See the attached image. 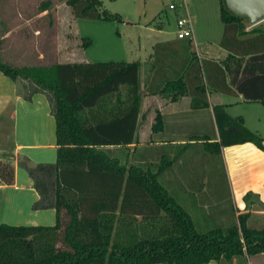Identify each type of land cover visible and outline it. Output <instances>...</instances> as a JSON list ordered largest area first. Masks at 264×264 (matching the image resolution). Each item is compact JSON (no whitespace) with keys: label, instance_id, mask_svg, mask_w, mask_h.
Instances as JSON below:
<instances>
[{"label":"trees","instance_id":"trees-1","mask_svg":"<svg viewBox=\"0 0 264 264\" xmlns=\"http://www.w3.org/2000/svg\"><path fill=\"white\" fill-rule=\"evenodd\" d=\"M66 4L76 16L116 17L100 9L101 0ZM49 6V0L41 2L40 12ZM219 16L223 23L219 45L227 52L225 58L199 60L188 44L158 43L161 61L152 65L146 94L173 102L187 92L193 98L197 93L200 98L194 103L200 107L209 106L211 92L240 94L247 102L264 104V28L249 27L224 0ZM0 27V73L23 99L31 101L38 93L46 96L56 140L54 163H34L27 157L18 161L39 193L33 207L55 208L56 221L0 223V264H204L264 251V223L250 222L253 192L244 195L245 209L237 214L230 203L227 207L201 203L203 214H192L184 204L186 196L195 200L210 190L219 192L214 167L200 173L199 186L180 187L171 180L165 184L163 172L185 149L172 155L163 146L159 152L144 148L139 154L127 148L137 142L142 102L138 61L14 64L2 54L8 29L1 10ZM213 112L220 140L204 143L208 153L215 156L221 146L243 142L264 149L263 139L241 117L228 115L222 105H214ZM151 128L163 129L159 112ZM200 139L207 141L205 136ZM0 179L12 181L9 162L0 163Z\"/></svg>","mask_w":264,"mask_h":264},{"label":"crops","instance_id":"crops-1","mask_svg":"<svg viewBox=\"0 0 264 264\" xmlns=\"http://www.w3.org/2000/svg\"><path fill=\"white\" fill-rule=\"evenodd\" d=\"M166 35L155 43L172 42L175 46L188 44L190 50L196 53L199 60L211 58L220 61L198 53L195 38L193 40L177 39L175 34L173 37ZM138 50H141L140 46ZM142 56L132 60L140 63L139 78L142 102L136 130L137 142L129 144L127 148H130L131 151L135 148L138 154L144 148H153L155 152H159L162 146L163 151L170 153L172 149L175 150L181 146V150H186L184 153L190 148L196 149V153L201 150V154L207 159L208 164L201 161L203 163L201 166H198L199 162L195 163L197 165L195 166L185 160L188 162L180 169V175H177L175 170L172 171L173 165L168 169V175L174 174L170 179L174 183H180V187L184 184L191 188L199 186L200 173L213 166L211 158L218 159L227 183L229 203L235 209V214L245 209L244 195L247 192H253L249 196V201L254 207L250 222L254 223V218H258L257 224H263L264 221L260 219H264V149L258 148L252 142H243L221 146L220 154L214 156L205 150L204 143L220 140L213 106L222 105L228 115L241 117L243 124L263 139L264 146V104L247 102L240 94H235L236 99L247 103H226L221 97L223 93L211 92L207 95L209 106L200 107L197 102L194 103L200 98L197 93L193 98L192 92H187L173 102L167 101L158 94H146L145 85L149 77L153 75V67L146 68L143 73L141 67L142 64L151 61L152 54L148 52L147 55ZM238 104L247 107L235 110ZM157 112L161 114L163 129L153 132L151 126ZM144 117L142 125L141 120ZM161 132H165L168 138L155 137ZM204 136L207 141L200 139ZM185 144L186 146H183ZM114 148L117 150V147ZM210 154L211 156L208 157ZM24 157L34 163H54L56 161L55 120L44 94H35L31 101H27L17 94L15 84L0 73V163L9 162L13 166L12 181L6 183L0 179V223L12 225L54 224L56 221L55 208L33 207V203L39 198V193L33 185L32 177L24 167L18 164V161ZM207 195L213 204L221 205L225 200L212 190ZM186 198L187 203L184 204L188 205L186 206L192 214L197 211L203 214L202 206L200 207L202 202L199 197H196L195 200H191L189 196ZM256 207L260 208L257 209L260 210L259 216L256 215L258 212ZM244 255H247L245 260L233 256L231 259H211L204 264H264V251L252 254L255 255V258H251L249 254Z\"/></svg>","mask_w":264,"mask_h":264},{"label":"rangeland","instance_id":"rangeland-1","mask_svg":"<svg viewBox=\"0 0 264 264\" xmlns=\"http://www.w3.org/2000/svg\"><path fill=\"white\" fill-rule=\"evenodd\" d=\"M44 1L46 0H0L2 18L8 29L2 47V54L7 61L24 65L52 61L129 62L149 52L152 54L151 61L142 64L143 73L146 68L161 61L159 58L161 52L156 49L155 42L161 40L165 34L171 37L176 35V21L187 14L192 18L198 53L220 61L226 54L219 45L223 33V23L219 16L220 0H101L100 9L116 15L109 19L76 16L66 4V0H49L48 10L40 12V4ZM171 3L175 4V9L168 8ZM48 13L52 15L51 22ZM245 23L253 27L249 20L246 19ZM257 25L264 28V22ZM139 46L141 50H138ZM221 97L226 103H247L236 99V95L221 94ZM238 105L235 110L247 107L243 104ZM143 120L145 117L141 120L142 125ZM155 137L168 138L165 132L158 133ZM178 150L181 149H172L171 154L176 151L179 154ZM196 151L190 148L186 153L180 154L173 164L172 171L175 170L176 174L180 175V169L188 161L195 166L198 162V166H201L203 164L201 161L208 164L207 159L201 154L202 151L199 150V153ZM211 161L214 172L217 171L219 174L217 178L220 188L219 192H216L225 199L221 206L227 207L230 201L226 180L218 159L211 158ZM168 171L165 170L161 176L165 184H168L166 179L173 181L170 178L174 174L170 176ZM198 197L202 203L211 206L207 194ZM257 209L260 208L256 207ZM257 211L256 215L259 216L260 210ZM257 219L254 218L253 221ZM211 225L213 224H201V227ZM236 258L245 260L247 255H237ZM251 258H255V255H251Z\"/></svg>","mask_w":264,"mask_h":264},{"label":"water","instance_id":"water-1","mask_svg":"<svg viewBox=\"0 0 264 264\" xmlns=\"http://www.w3.org/2000/svg\"><path fill=\"white\" fill-rule=\"evenodd\" d=\"M226 7L234 15L247 19L251 25L264 20V0H224Z\"/></svg>","mask_w":264,"mask_h":264},{"label":"built area","instance_id":"built-area-1","mask_svg":"<svg viewBox=\"0 0 264 264\" xmlns=\"http://www.w3.org/2000/svg\"><path fill=\"white\" fill-rule=\"evenodd\" d=\"M184 1V0H182ZM170 9H175L176 6L174 3L169 4ZM177 30H176V38L177 39H194V30L192 18L189 14L186 17L180 18L176 21Z\"/></svg>","mask_w":264,"mask_h":264}]
</instances>
